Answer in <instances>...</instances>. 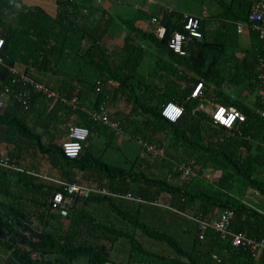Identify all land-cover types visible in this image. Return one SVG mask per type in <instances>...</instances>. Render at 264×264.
I'll use <instances>...</instances> for the list:
<instances>
[{
    "label": "trees",
    "instance_id": "obj_1",
    "mask_svg": "<svg viewBox=\"0 0 264 264\" xmlns=\"http://www.w3.org/2000/svg\"><path fill=\"white\" fill-rule=\"evenodd\" d=\"M216 2L222 10L201 19V37L190 36L183 43L182 55L168 44L174 32L188 34L184 24L189 15L176 10L165 9L161 16L166 27L163 38L134 25L138 18L150 19L157 14L141 12L120 20L92 0H56L55 15L40 6L23 5L18 7L13 25L0 19L4 37L0 97L5 86L25 93L21 99L9 95L7 104L0 108L2 141L6 148L11 146L0 153V161L21 169L0 166V247L9 252L5 264H264V255L255 257L243 247H233L229 239L214 231H207L199 240L194 224L196 238L186 248L171 230L150 224L143 217L147 212L144 207L149 206L141 203L127 204L131 206L127 209L107 196L73 197L69 213L63 217L49 202L63 187L28 172L22 162L24 152L34 151L70 182L76 181L75 170H84L91 174L88 182L131 192L146 201H156L165 192L173 209H166L168 214H199L213 219L216 209H232L231 230L264 238V213L243 201L242 194L249 187L264 195V101L258 94L264 86L259 68L264 39L249 29L251 47L239 45L236 23L247 22L251 0ZM0 7L7 4L0 0ZM86 8L90 12L84 13ZM94 12L98 17L91 20ZM213 21L222 22L221 28L207 29ZM119 27H124L127 35L120 46L109 48ZM145 44L155 51L148 69L145 60L149 48L144 49ZM16 64L25 65L24 73L37 81L42 82L34 72L50 71L59 76L56 89L68 97L76 91L79 108L59 101L50 108L52 99L16 81ZM198 82L204 87L203 98L191 97ZM205 99L237 108L243 120L235 121L231 128L214 125L200 108ZM169 100L184 109L174 122L161 115ZM117 102L121 109L114 116L123 132L163 147L173 160L188 158L199 175L187 182H172L151 176L134 160H125L126 166L109 163L103 158L104 149L95 153L87 147L85 156L68 158L60 143L53 142L65 136L74 123L87 126L91 133L115 135L89 112ZM24 103H28L27 110ZM32 118L43 133L30 124ZM49 126L51 141L45 144L42 134ZM147 161L149 169L152 164ZM208 168L220 170V177L214 181L203 177ZM179 175L177 169L173 176ZM92 203L109 205L123 224L98 218L89 209ZM34 216L41 226H33ZM127 225L131 229L127 230ZM137 230L165 247L160 251L144 246L137 239ZM121 241L129 250L122 257L115 256L113 250ZM213 256L220 257V262Z\"/></svg>",
    "mask_w": 264,
    "mask_h": 264
},
{
    "label": "built area",
    "instance_id": "obj_2",
    "mask_svg": "<svg viewBox=\"0 0 264 264\" xmlns=\"http://www.w3.org/2000/svg\"><path fill=\"white\" fill-rule=\"evenodd\" d=\"M114 2H119L121 0H112ZM152 22L155 24V28L153 32L156 34L158 38H163L166 33V27L161 23L160 19L157 17L152 18ZM199 22L200 20L197 17L188 16L184 28L187 30L188 34L183 32H174L169 39V47L173 49L174 52L178 54H184L183 43L189 39L190 36L200 38L201 32L199 31ZM245 27L251 29L258 33L260 38L264 39V0H251L250 11L247 17V22H239L236 25V29L238 33H241L245 30ZM4 44V39L0 37V53ZM2 62L0 56V63ZM260 68V79L264 83V58H262L259 62ZM13 72L17 75V82H24L33 87L36 91L44 94V96L48 99L60 100L64 104L75 107L78 103L77 95L72 93L71 97H67L65 95H60L58 92L50 89L45 84L29 77L25 73L17 72L13 69ZM202 87V83H198L195 89L192 92V96H197L200 88ZM258 94L264 101V86L258 89ZM13 95L18 99H21L25 96L23 91H17L10 86H5L4 90L0 97V108L5 106V102L3 101L4 96ZM24 108L28 109V103H24ZM174 109H179V112H175ZM221 109L225 111L222 113L224 119L227 120L228 117L232 116L234 119L231 120L230 123H225L217 117V113L220 112ZM184 112V109L181 105L174 101H168L163 109L161 110V115L169 120L176 121L179 119ZM171 113V115L169 114ZM91 116L98 121H101L103 124L109 126L111 129H115L117 131L120 130L119 122L113 121L111 119V115L108 112V109H101L100 111H91L89 112ZM212 120L214 124H219L231 128L235 121L243 120L244 116L241 112L235 107H224L221 105H217L216 108L212 111ZM90 129L87 126L81 124H73L68 127L66 138L61 143V149L63 154L68 158H78L83 150L84 143L87 141L90 136ZM138 143L140 144L141 150L144 155H147L150 160L155 157H159L163 155V147H158L157 145L150 143L144 140L141 137L137 138ZM68 145H73V151H75V155H70L68 151ZM0 165L21 170L17 168L7 161H0ZM178 171L180 172V182H187L194 179L198 176V172L193 166L192 162L189 159L181 160L178 162ZM203 177L210 178L212 180H216L220 177L219 174H215L214 172L205 174ZM63 186L62 191L55 192L50 198V205L54 209H58L61 216L65 217L69 213V209L72 204L73 197L78 198H88L90 196H107L111 197L115 200H127L136 203H149L152 205H162L159 201H146L140 197L135 196L131 192L121 193L111 191L108 187L100 186L97 184H87V183H71L66 182L65 180L58 181V184ZM235 212L232 209H223L219 212L216 218L212 220L204 219L199 216H192L191 218L195 222L198 233L197 237L199 240H203L205 238L207 231H214L218 233L221 238L229 239L231 245L233 247H243L252 253L255 257H259L264 255V238L255 239L248 236L244 232H235L231 230V222L234 218ZM220 262V257L213 256Z\"/></svg>",
    "mask_w": 264,
    "mask_h": 264
},
{
    "label": "crops",
    "instance_id": "obj_3",
    "mask_svg": "<svg viewBox=\"0 0 264 264\" xmlns=\"http://www.w3.org/2000/svg\"><path fill=\"white\" fill-rule=\"evenodd\" d=\"M3 2H5L7 4V7H0V19H3L8 25H13L14 24V22L16 20V17L18 15V7H21L23 5H27V6H40L43 9H45L48 13H50L51 15H55L56 12H57L56 0H3ZM121 2H122V0L119 1V2H114L112 0H92V4H96L97 6H100L101 8H104L108 12H110L113 9V6L120 5ZM159 2L161 3V7L158 9L159 12L156 15L157 18H159V19H161V16L163 15L165 9L176 10V11L183 12L186 15H189V16H192V17H197L200 20V22H201V19L202 18L208 16L212 12V11L209 10L210 7H208V9H207V6H206L205 7L206 9L201 14H192V13H189V12H186V11H181V10L175 9V8H173L171 6H168L167 3L166 4L164 3V0H159ZM87 8H89V7L87 6ZM87 8L85 9L84 13L90 12L89 10H87ZM214 12H218V10L215 9ZM94 17L95 18L98 17L97 14H95V12L93 14L91 13V15H90L89 18L92 20V19H94ZM152 18L153 17H151L150 19H145V18H142V17L141 18H138V19H136L134 21V25L136 27L142 29V30L153 31L154 28H155V24L152 22ZM80 19H81V17L79 18V20ZM200 22H199V25H200ZM239 22H241V21H239ZM239 22H237L236 25ZM221 23L222 22H219V21H213V22H211L207 26V29H209V28L210 29L211 28H218V27L221 28ZM1 32H2V27L0 26V37H2L1 36ZM126 35H127V32H126L125 28L124 27H119L117 29L115 35L112 37L111 41L114 40L112 42H116L119 45H121L122 42H123V39L125 38ZM2 38H4V37H2ZM238 42H239V45H240L241 48H250L251 47V44H252V42H251V34H250V31H249V29L247 27H245V30L243 32L238 33ZM147 48H149V47H147ZM149 50H150V48H149ZM237 56L240 57L241 54H238ZM13 69L15 71H17V72L24 73L25 65H23V64H16L13 67ZM34 75L36 77H39L42 80V82L41 81H39V82L45 84L50 89L58 92L60 95L67 96L66 94L60 93L56 89L57 86L59 85V83L61 82V78L59 76H57L56 74H54V73H52V72L49 71V72H43V73L34 72ZM198 83H200V82H198ZM198 83H196V85ZM196 85L194 86L193 90L195 89ZM183 87H184V85L182 86V88ZM202 88H203V85H202V87L200 88V90H199V92L197 94V96H199L200 98H203V93H201ZM193 90H192V92H193ZM192 92H191V97H197V96H192ZM73 93H75L77 95V92L76 91H74ZM71 96H72V94H71ZM8 98H9L8 96H4L3 97V101L5 102V104H7ZM56 101L61 102L60 100H54V99H52V102L50 103V108L54 106V104L56 103ZM119 102H117L116 104H109V108H108V105L106 106V108L110 112L111 119L113 121H117V122H119V120H116L115 119V116H114V112L116 110L115 111H112L111 110V107H113V105H115V106L120 105ZM204 102L205 103L201 105L202 107H204L205 104H211V106H213V110L216 108L217 105H219L216 102L209 101L207 99H205ZM61 103H63V102H61ZM69 107H71L73 109H77V108H79V104L77 103V105L75 107H72V106H69ZM120 107H121V105H120ZM82 110L84 112H87L88 113V111L85 108H82ZM74 116H70V118H71L70 121L73 120L71 122H74V120H75ZM35 120L36 119L32 118V121H30V124H32V125L34 124L35 125V130L36 131H39V132L43 133V130L38 125H36V123H35L36 121ZM77 120L79 122H81L79 119H77ZM70 124H73V123H69V125ZM74 124H78V123H74ZM119 125H120V122H119ZM50 128H51V126H49L47 132H45L44 134H42V136H43L42 141L45 144H48L51 141L50 140V136H49V130H50ZM111 130H113L115 132V135H113L111 137H110V133L109 132H107V133H90V136L87 139L88 141L86 143H84V147H83V150H82V152H81L80 155H84V156L86 155L85 152H87V149H88L87 147H89L90 150H92V152H95V153H97L99 151H102V149H104L103 150L104 151L103 152V158L106 159L107 162H109V163H116L118 165H125L126 166V163L124 162L125 160L124 161L123 160H120L119 161V158L114 157L113 156V153L116 151V149L118 147L121 148V147H124L125 146V150H127L128 149V146L127 145H129V141H132V140H136L137 141V138L138 137L137 138H134L133 136H131V135L123 132L122 129H121V127H120V130L119 131H117L115 129H111ZM108 131H110V130H108ZM66 134H67V132H66ZM65 138H66V135L63 136V137H58V138L54 139L53 142H56L58 144L60 143V145H61L62 141ZM0 140H1L0 141V146H1V144H3L2 134H0ZM137 144L140 146V144L138 143V141H137ZM8 147H11V146H8ZM7 148H6V152H7ZM140 150H141V147H140ZM0 153L2 154L3 152L0 150ZM141 155H144V153L143 152L142 153L140 152V155L137 156L134 159V161H136L139 166L144 167L147 159L141 157ZM22 156L24 158V160H22L23 165L25 164L24 161H26L28 163V165L26 164L27 166H29L27 168L28 169V172H30L32 174H35V175H38V176H40L42 178H45L47 180L54 181L56 183H58V181H60V180H65L66 182H70L65 177H63L61 175V172L57 168L51 166V164L48 162V159L45 156L41 157L40 155L36 154L34 151L24 152L22 154ZM30 157H31V159H30ZM39 158H41V160L42 159L46 160L48 163L47 162H44L43 165L40 164V163H37V160ZM156 158H158V157H155L154 159H156ZM154 159H152V160H154ZM147 162L152 163L150 160H148ZM0 166L1 167H4L2 165H0ZM210 171L211 170H209L208 172H210ZM74 172H75V180L76 181L71 182V183H87V184H93V183L88 182V179H87L88 178V175L90 176L91 174H87L86 171H84V170H75ZM212 172H214V171H211V173ZM176 182H177V180H176ZM97 185H99V184H97ZM100 186L107 187L105 184H101ZM252 190L254 192H250ZM252 190H248V192L251 193V198H249V194L244 195L243 201H245L247 204L251 205L253 208H256L260 212L264 213V195L259 194L254 189H252ZM114 192H118V191H114ZM161 195L164 196L163 199L161 201H159V200H157V201H159V203H161L162 205H152V204H149V203H145V205H147L149 207H144L147 210V212L146 211L144 212L143 217L146 220L150 221V224L154 225L156 228H160V227H157L158 225H160L162 228L164 227L166 229L172 230L171 228L173 227V218H175V216L177 218L180 214L183 217L187 218L189 221H191V222H193L195 224V222L193 221V219L191 217L192 216H199V214L198 215L185 214V213L168 214V212L165 211V210L166 209H172L169 206V198L170 197L165 192H162ZM253 195H257V196L260 197V199H262V201L257 202L259 205L255 204L254 201H252L253 200L252 199L253 198ZM115 201L116 202L123 203L124 201H127V200H115ZM130 202H132V201H130ZM133 203L134 204H138L136 202H133ZM150 205L153 206V208L150 207ZM90 206H92V207L93 206H103V207H106L107 210L111 211L109 205H106V204L92 203ZM121 206H122V204H121ZM154 206H156V207H154ZM157 206H159V208ZM130 208H131V206H129L127 209H130ZM154 208L160 209V211H158V214L156 212H154V210H153ZM220 211L221 210H218V209H216L214 211V213H216L215 216H214V218L217 217V215L219 214ZM112 214L115 217L117 216L115 213H112ZM156 217H157V219H155ZM207 220H212V219H207ZM127 226L131 229V226L130 225H127ZM137 231H139V230H137ZM183 231H185L184 233L188 232V230L183 227V224L176 225V233L177 232L178 233H182ZM189 232L191 234V241H192L191 243L193 244V240L196 238V232H194V227H192ZM137 234H139V235L141 234V236L143 238L146 237L140 231L137 232ZM177 238L179 239L180 237H177ZM145 240H146V245L151 246L149 248H152L154 250H157L153 246L154 244H156V245L158 244L161 248L162 247H165L163 244L158 243L157 241H154L152 239L145 238ZM149 242H150V244H149ZM192 244H191V246H192ZM125 248H126L125 249L126 252L124 251V254H126L128 252V250H129L128 244H125Z\"/></svg>",
    "mask_w": 264,
    "mask_h": 264
},
{
    "label": "rangeland",
    "instance_id": "obj_4",
    "mask_svg": "<svg viewBox=\"0 0 264 264\" xmlns=\"http://www.w3.org/2000/svg\"><path fill=\"white\" fill-rule=\"evenodd\" d=\"M164 3L165 4L167 3L168 6H171L175 9H178L181 11H186V12H189L192 14H201L206 9L205 8L206 6H207V9H208V7H210L209 10L212 11L211 13H216V12H214L215 9H217L218 11L222 10V8L216 2V0H164ZM160 7H161V3L159 2V0H122L121 4L113 6V9L110 12H112L113 15H116V17L119 18L120 20L121 19L129 20L131 18H134L136 15H139L138 13H141V12H146L149 14L150 13L151 14H157L159 12L158 9ZM112 41H114V40H112ZM112 41H110L108 43L109 48H113L114 46H120L118 43L112 42ZM143 48L146 49L147 45L146 44L143 45ZM149 51L150 52L147 54V58L145 60V65H146L147 69L150 68V66L153 64L154 53H155L154 47H150ZM203 90H204V87L202 88L201 93L203 92ZM169 101H172V100H169ZM200 107L212 119L211 113L213 111V106H211V104H205L204 107H202V106H200ZM108 108H109V105H108ZM120 109H121L120 105H118V106L113 105V107H111L112 111H115V110L119 111ZM171 122H174V121H171ZM214 125H219V124H214ZM127 146H128L127 150H125V146L121 147V148L116 147L117 149L113 153V156L119 158V161L120 160H123V161L126 160L127 163H129L131 160H134L137 156H139L140 152L142 153V151L140 150V146L137 144L136 140L129 141V145H127ZM0 150L3 153H5L6 152V146L4 144H1ZM141 157H143L147 160H150L149 157H147V155H141ZM30 159H31V157H30ZM186 159H188V158H183V160H186ZM150 161L152 162V163H150V165L152 164L150 166L151 168L147 169L146 165H145V167H142V169L144 171H146L148 174H150L151 176L153 175V176H157V177H166L169 181H172V182H174V181L176 182V180H177V182L181 181L180 175L175 176V177L173 176V174L176 173V170L178 167V162L181 160H179V161L173 160V158H171V156H169V155L167 156L166 153L163 151V155L161 157H158V158H156L154 160H150ZM24 162H25L24 165L27 166L28 163L26 161H24ZM44 162H47V161L44 159L41 160V158H39L37 160V163H40L42 165ZM193 166H194V164H193ZM28 167L29 166H27V168ZM209 170L214 171L215 174L221 175L220 170H218V169L212 170L211 168H208L206 171H204V173H202V176H204L205 174L211 173V171L208 172ZM198 175H199V172H198ZM207 179H209L210 181H214V180H212L213 178L212 179L207 178ZM248 190H252V188L248 187V188L244 189L242 194H244V195L249 194V198H251V193H249ZM250 192H254V191L252 190ZM163 197H164L163 195H160L157 200L161 201L163 199ZM252 199H253L252 201H254V203L257 205H259L257 202L262 201V199H260V197L257 195H253ZM129 202L130 201H124L122 203V206H127V204H134L133 202H130V203ZM154 207H156V206H154ZM157 207L159 208V206H157ZM89 209L91 211H93L95 214H97L98 218H100V219L109 218V219H112L114 221H118L119 223H122V220H120L118 217H117V219H115L116 217L112 214L111 211L107 210L106 207H103V206H93L92 207V206H90ZM153 210L157 214H158V211H160V209H156V208H154ZM155 219H157V217ZM32 221H33L32 224L34 227H39L42 224L40 219L36 216H34L32 218ZM179 224H183V227L185 229H187L189 232L191 230V228L193 227L194 223L189 221L187 218L183 217L182 215H179L177 218H176V216H175V218H173V227L171 228L172 229L171 232L176 234L178 237H180V241L184 245V247L190 248L191 244H192L191 243L192 242L191 241V234H190V232L184 233L185 231H183L182 233H178V232L176 233V225H179ZM194 225H196V224H194ZM157 227H160V229H164V227L162 228L160 225H158ZM126 229L129 230L130 228L126 227ZM137 232H139V231H137ZM1 233L2 232L0 231V234ZM197 233H198V229H197ZM145 238H147V237H145ZM145 238H143L141 236V234L140 235L137 234V239L144 246L151 247V246L146 245ZM125 244L126 243L124 241H121L119 244H117L115 249L113 250V255L119 256V257L124 256V251L126 249ZM149 244H150V242H149ZM153 246L156 249H159L161 251V247L158 244L157 245L154 244ZM166 251L167 252H165V253L171 254L170 250H166ZM8 257H9L8 250H5V249L0 247V264H5Z\"/></svg>",
    "mask_w": 264,
    "mask_h": 264
},
{
    "label": "snow or ice",
    "instance_id": "obj_5",
    "mask_svg": "<svg viewBox=\"0 0 264 264\" xmlns=\"http://www.w3.org/2000/svg\"><path fill=\"white\" fill-rule=\"evenodd\" d=\"M175 112H179V109H174ZM225 110L224 109H221L220 112L217 113V117L222 120L223 122L225 123H228L230 122L232 119H234V117L230 116L228 117L227 120L224 119V116L222 115V113L224 112ZM171 115V113H169Z\"/></svg>",
    "mask_w": 264,
    "mask_h": 264
},
{
    "label": "clouds",
    "instance_id": "obj_6",
    "mask_svg": "<svg viewBox=\"0 0 264 264\" xmlns=\"http://www.w3.org/2000/svg\"><path fill=\"white\" fill-rule=\"evenodd\" d=\"M230 122H228V123H230ZM67 147H68V151H69V154L70 155H75L76 154L75 151H73V145H68Z\"/></svg>",
    "mask_w": 264,
    "mask_h": 264
},
{
    "label": "water",
    "instance_id": "obj_7",
    "mask_svg": "<svg viewBox=\"0 0 264 264\" xmlns=\"http://www.w3.org/2000/svg\"><path fill=\"white\" fill-rule=\"evenodd\" d=\"M18 238H19V240H21V241H22V239H23L22 237H18Z\"/></svg>",
    "mask_w": 264,
    "mask_h": 264
}]
</instances>
